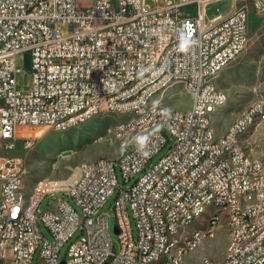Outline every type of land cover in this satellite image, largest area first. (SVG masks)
I'll return each mask as SVG.
<instances>
[{"label": "built area", "instance_id": "1", "mask_svg": "<svg viewBox=\"0 0 264 264\" xmlns=\"http://www.w3.org/2000/svg\"><path fill=\"white\" fill-rule=\"evenodd\" d=\"M147 1L0 0V141L8 152L19 139L24 149L32 147L25 128L61 130L103 109L129 115L112 130L124 141V159L76 165L70 184L50 185L47 178L28 192L23 158L0 156V264H39V258L46 264H153L168 232L179 228L180 235V220L189 227L200 208L224 212L232 244L221 262L204 257L197 264H264V162L235 144L247 118L264 122V102L243 111L221 138L211 114V105L221 109L228 102L224 90L212 96L213 77L249 42L247 0H233L229 13L211 19L207 8L221 0H151L155 8ZM250 1L264 16V0ZM191 5L194 17L179 13ZM185 40L191 43L181 51ZM25 49L32 56L26 95L17 83V58ZM177 82L191 86L185 111L160 100ZM148 103H161V111L148 110ZM69 113L77 120L69 121ZM151 131L143 155L138 138ZM116 161L123 182L134 181L128 189L118 180ZM114 195L117 241L109 216L100 214ZM239 202H247V211ZM179 235L169 262L186 261L181 250L191 246L179 244ZM203 235L211 231L196 241Z\"/></svg>", "mask_w": 264, "mask_h": 264}, {"label": "rangeland", "instance_id": "2", "mask_svg": "<svg viewBox=\"0 0 264 264\" xmlns=\"http://www.w3.org/2000/svg\"><path fill=\"white\" fill-rule=\"evenodd\" d=\"M89 0H79L82 6H88ZM147 4L155 8V2L148 0ZM163 5V0H160ZM233 0H221L211 4L207 8V18L211 19L219 14L226 15L232 9ZM250 10V20L248 25L249 42L247 48L241 55L227 66L215 79L216 86L225 90L229 95L228 103L225 107L230 108L235 114L229 117L230 122L239 114L248 109L256 102H264V16L258 14L251 6V1L247 0ZM182 16H195L197 6L191 5L182 7L179 11ZM20 73L17 77L19 90L28 94L31 90L32 76V56L31 51L25 49L21 51L17 58ZM170 100L167 104L175 109L185 111L190 108L192 97L181 86L170 91ZM174 96V97H173ZM124 117L116 112L102 111L88 122L68 130H55L51 128H25L22 129L23 137L33 139V145L29 149H24L23 140L19 139L14 151H7L4 142L0 141V156L18 155L21 156L25 164V189L30 192L38 183H45L47 178L50 182L59 183L72 179L75 180L74 168L81 163L96 161L101 158L115 159L120 155L118 144L110 134V128L121 121ZM227 119L223 121V125ZM153 131L144 134L145 139ZM242 149L252 158L260 159L264 162V122L256 123L245 135L241 137ZM168 144L150 163L155 165L167 153ZM119 153V154H118ZM66 154V155H65ZM68 156V157H66ZM116 164V173L120 184L128 189L134 181L125 184L121 171ZM115 196L108 199L100 210V214L109 216V226L114 241L118 237L114 232L116 224L115 213L111 209ZM48 200L40 208V212L46 209ZM131 228L137 237V229L129 211ZM208 213L196 218L189 227V230H205L207 227ZM46 236L51 237L45 229ZM230 241V230L227 218L222 212L221 221L216 227L214 237L206 239L196 250L191 252L184 264H197L204 257L210 258L214 262H221L226 256V250ZM66 248L63 249L60 259L65 255ZM156 264V263H153Z\"/></svg>", "mask_w": 264, "mask_h": 264}, {"label": "bare ground", "instance_id": "3", "mask_svg": "<svg viewBox=\"0 0 264 264\" xmlns=\"http://www.w3.org/2000/svg\"><path fill=\"white\" fill-rule=\"evenodd\" d=\"M238 57H230V64L236 60ZM217 76L213 77L212 81V96L214 97H221V92L223 90L219 89L216 86L215 79ZM183 87L188 93H191V86H187V83L185 82H177L170 86V90L162 91L160 92V100L161 101H167V99L170 97V91L176 87ZM174 97V96H173ZM148 110L153 111H161V103H148ZM219 110V105H211V114L216 113ZM103 111H110V112H116L115 109H103ZM99 113H87L83 120L77 122V123H71L69 124V127H64L61 129V131L72 129L74 127H78L86 122H88L90 119L94 118ZM124 118L116 123L112 128H110V134L112 135L113 139L116 141V130L118 127L123 126V123L129 122V115H122ZM77 120V113H69V121H76ZM257 123V118H247L246 124L242 126L240 132L238 134H235V144L238 147H241V137L245 135L255 124ZM116 143L119 146L120 155L115 158V160H123L124 159V141H116ZM119 154V153H118ZM68 157V156H66ZM99 160V159H98ZM92 161V162H97ZM74 173H76V168H74ZM261 175H264V167H261ZM72 179L66 180L61 182L62 184H70ZM59 183V184H61ZM50 185H58L56 182H50ZM23 188L25 189L24 185V179H23ZM239 209L240 211H247V202H239ZM205 213H208L207 216V227L205 230H199L195 229L190 231L189 227L194 222L196 218H191L189 221V227L187 225V220H180V235H179V228H172L170 232L166 235V240L164 242V247L162 249H159V258L156 261V264H184L183 261H173L169 262L170 255H175V249H176V242L178 240L179 235V244L182 246H191L189 248L181 250V259L187 258V256L196 250L206 239L212 238L215 235L216 227H218L221 216L219 215L218 211H208V208H200L199 209V217L204 215ZM230 230V241L229 245L232 244V227L229 226ZM211 231V235H203V239H199L196 241L197 237L201 236V234H204L206 232ZM228 245V246H229ZM203 259L199 262L202 263ZM39 264H46V258H39ZM205 264H212V262H205Z\"/></svg>", "mask_w": 264, "mask_h": 264}, {"label": "crops", "instance_id": "4", "mask_svg": "<svg viewBox=\"0 0 264 264\" xmlns=\"http://www.w3.org/2000/svg\"><path fill=\"white\" fill-rule=\"evenodd\" d=\"M228 100H229V95H228ZM234 114H235V112L234 111H231L230 108H227V107L223 106L221 109H219L216 113H214L212 115V125H213V129H214L215 134H216V136L218 138H221V137H223L226 134V132L228 130V127L233 122V121L230 122L229 117L232 116V115H234ZM224 119L225 120L227 119V123H225V125H223Z\"/></svg>", "mask_w": 264, "mask_h": 264}, {"label": "clouds", "instance_id": "5", "mask_svg": "<svg viewBox=\"0 0 264 264\" xmlns=\"http://www.w3.org/2000/svg\"><path fill=\"white\" fill-rule=\"evenodd\" d=\"M190 43L191 42L190 41H187V40L183 41L180 44V50L181 51H187L188 48H189ZM138 141H139V149L138 150L141 151V153L143 155H147V153L143 151V149L145 147V140L143 138H138Z\"/></svg>", "mask_w": 264, "mask_h": 264}, {"label": "water", "instance_id": "6", "mask_svg": "<svg viewBox=\"0 0 264 264\" xmlns=\"http://www.w3.org/2000/svg\"><path fill=\"white\" fill-rule=\"evenodd\" d=\"M66 155V154H65Z\"/></svg>", "mask_w": 264, "mask_h": 264}]
</instances>
